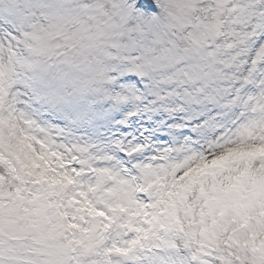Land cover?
Instances as JSON below:
<instances>
[{
  "label": "snow or ice",
  "instance_id": "snow-or-ice-1",
  "mask_svg": "<svg viewBox=\"0 0 264 264\" xmlns=\"http://www.w3.org/2000/svg\"><path fill=\"white\" fill-rule=\"evenodd\" d=\"M0 264H264V0H0Z\"/></svg>",
  "mask_w": 264,
  "mask_h": 264
}]
</instances>
